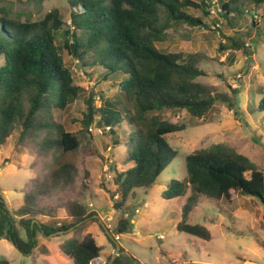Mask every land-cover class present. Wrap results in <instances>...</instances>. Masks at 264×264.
Here are the masks:
<instances>
[{"label":"trees","instance_id":"1","mask_svg":"<svg viewBox=\"0 0 264 264\" xmlns=\"http://www.w3.org/2000/svg\"><path fill=\"white\" fill-rule=\"evenodd\" d=\"M255 5L264 0H253ZM69 21H63L57 9L39 21L9 17L0 10V146L16 133L14 148L28 149L36 158L33 177L18 190L22 204L9 210L0 190V239L18 252L30 255L37 248V236H68L59 244L72 264L99 261L101 246L89 233L90 224L100 225L96 212L85 204L91 188L87 169L81 162L94 154L82 146L77 133L65 130L56 111H65L81 99L85 111L80 118L82 133L94 126L113 147L124 146L125 160L132 166L113 169L114 190H107L115 211H123L135 189L144 192L174 160L177 152L165 139L183 131L155 113L180 109L201 119L216 101L229 109L235 105L224 95H214L196 81L205 72L198 55L183 52L163 53L155 43L166 39L173 25L206 26L188 9L200 10L213 23L219 19L234 26L242 15V0H68ZM214 13L211 14L210 10ZM163 15V22H162ZM220 31V30H219ZM221 33V31H220ZM220 50L241 51L251 56L244 40L221 34ZM87 68L90 75L102 74L106 80L116 75L117 89L112 99L74 84L72 71L62 54ZM96 101L99 105H96ZM257 110L264 113V94ZM237 114V112H235ZM185 176L170 180L162 198L182 197L190 190L182 206L178 232L209 241V230L188 222L193 209L202 200L231 201L232 193L256 198L264 206V174L245 156L218 143L185 157ZM45 220V221H43ZM131 223L119 218L107 240L114 247L115 236L129 233ZM24 232L21 238L20 232ZM117 242V241H116ZM118 243V242H117ZM115 249V247H114ZM109 264H142L120 246ZM0 264H9L0 259Z\"/></svg>","mask_w":264,"mask_h":264},{"label":"rangeland","instance_id":"2","mask_svg":"<svg viewBox=\"0 0 264 264\" xmlns=\"http://www.w3.org/2000/svg\"><path fill=\"white\" fill-rule=\"evenodd\" d=\"M242 3V15L236 17L232 27L222 19L215 24L200 10L188 9V13L200 17L206 26L173 25L166 31V39L155 43L163 53L198 55L205 76L196 81L214 95H224L235 108L231 110L226 102L216 101L201 119L192 118L180 109L155 113L163 120L184 124L186 128L165 136L177 152L176 157L149 190H134L123 211L114 210L107 190L115 188L113 169L124 171L132 166L125 160L124 146L113 147L94 126L82 133L79 121L85 106L81 99L74 101L65 111L55 112L56 119L66 131L79 134L82 146L89 144L95 150L84 162H81L80 153L76 157L80 172L85 168L91 176L85 204L90 211L96 212L108 231L115 228L121 217L130 221V232L114 239L142 264H264V206L256 198L232 193L230 202L202 200L197 204L188 222L206 227L211 235L209 241L176 230L190 190L179 198H162L170 180H181L185 176V157L213 144L231 147L264 174V113L257 110L264 94V2L255 5L253 0H242ZM1 9L9 11V17L21 21H39L57 9L61 19L69 21L68 0H0ZM161 18L163 22V15ZM221 34L244 40L251 56L247 57L241 51L220 50L224 43ZM62 57L65 66L72 71L75 85L109 99L114 97L117 89L115 74L104 80L102 74L90 75L86 67H79L65 53ZM2 64L3 57L0 56ZM95 103L99 105L98 101ZM15 134L9 137L5 146H0V190L9 210L21 206L18 190L33 177L35 168L31 167L36 161L28 149L14 148ZM84 233L92 235L103 249L99 261L93 264H109L114 247L102 228L93 223ZM19 236L25 238L24 232L21 231ZM67 237L69 235H38L37 248L30 255L21 254L6 240L0 239V259L9 264H72L71 259L59 250V244Z\"/></svg>","mask_w":264,"mask_h":264},{"label":"water","instance_id":"3","mask_svg":"<svg viewBox=\"0 0 264 264\" xmlns=\"http://www.w3.org/2000/svg\"><path fill=\"white\" fill-rule=\"evenodd\" d=\"M94 218H98V216H94ZM100 225H101V228H102L103 232L105 233V235L108 236L111 239V236H110V233H109L108 229L101 222H100ZM48 237H50V236H48ZM112 241H113L114 247H115L114 253H113V257H114V256H116L118 254L119 249H120V245L116 242V240H112Z\"/></svg>","mask_w":264,"mask_h":264},{"label":"built area","instance_id":"4","mask_svg":"<svg viewBox=\"0 0 264 264\" xmlns=\"http://www.w3.org/2000/svg\"><path fill=\"white\" fill-rule=\"evenodd\" d=\"M210 13H211V14H213V13H214L213 9H211V10H210Z\"/></svg>","mask_w":264,"mask_h":264}]
</instances>
